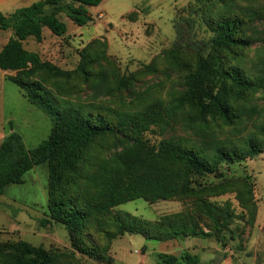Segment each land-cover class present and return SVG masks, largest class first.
<instances>
[{"label":"trees","instance_id":"trees-1","mask_svg":"<svg viewBox=\"0 0 264 264\" xmlns=\"http://www.w3.org/2000/svg\"><path fill=\"white\" fill-rule=\"evenodd\" d=\"M102 1L39 0L9 14L0 12V30L11 33L0 49V70L14 74L8 81L51 122L46 139L32 149H27L14 131L0 143V195L11 184H23L24 175L35 166L46 164L47 212L39 224H61L71 248L47 250L21 240L4 242L0 243V264H82L77 255L113 264L108 256L110 243L124 234L157 242L213 237L225 247L223 232L229 215H223L216 204L201 201L193 212L174 214L155 223L115 208L136 199L154 204L177 197H198L199 180L216 176L221 164L230 166L264 153V108L263 123L240 145L221 144L207 150L194 141L173 136L154 144L143 134L150 126L161 127V109L179 115L188 127H207L212 122L231 127L247 108L257 113L256 105L245 106L256 94H264V62L248 64L246 57L254 40L249 33L264 23V7L248 13L232 0H193L189 14L197 18L208 37L188 41L178 31L172 47L160 58L178 77L177 91L170 94L164 106L156 103L158 108L150 106V113L132 114L115 122L57 99L47 84L65 78L67 73L23 47L30 37L40 42L44 28L55 36H64L67 26L60 20L61 14L78 27L87 25L91 18L86 8ZM145 69L159 73L155 64ZM79 71L88 80L83 65ZM106 140L120 151L103 161L98 149H104ZM243 192L245 207L252 201V192ZM201 219L210 222L207 231L197 224ZM157 258V264H199L198 257L187 252L178 257L158 253Z\"/></svg>","mask_w":264,"mask_h":264},{"label":"rangeland","instance_id":"rangeland-1","mask_svg":"<svg viewBox=\"0 0 264 264\" xmlns=\"http://www.w3.org/2000/svg\"><path fill=\"white\" fill-rule=\"evenodd\" d=\"M37 1L0 0V12L9 14ZM232 2L248 13H257L264 7L263 0ZM192 3L193 0H103L96 7L86 8L91 18L87 25L78 27L61 14L60 20L67 26L64 36H55L44 28L40 42L30 37L23 47L67 73L65 78L47 84L57 99L71 107L82 106L93 114L120 121L132 114L150 113V106L158 108L156 103L164 106L170 94L177 91L178 77L160 58L164 50L172 47L178 31L188 41L199 42L208 37L197 18L189 14ZM249 35L254 40L247 51V63L264 62V23L257 24ZM10 36L9 31L0 30V49ZM150 64L159 69L157 75L145 69ZM80 65L88 71V80L78 72ZM11 75L14 74L0 70V143L14 131L22 137L26 148L32 149L46 139L51 122L8 81ZM121 82L125 86H118ZM254 106L257 113L247 108L241 120L231 127L219 122L207 127H188L179 115L161 109L158 113L163 124L150 126L143 133L144 138L154 144L171 136L185 138L207 150L221 144L240 145L263 123L264 94H256L245 107ZM119 151V147L114 149L113 143L106 140L98 155L104 161ZM47 180V166L41 164L24 175L23 184L5 188L0 195V243L21 240L47 250L71 249L61 224L47 227L39 224L47 212ZM199 181L198 197H177L154 204L136 199L115 211L155 223L174 214L193 212L201 201L216 204L223 215H229L223 232L225 247L213 237L185 238L177 240L179 245L197 256L199 264H227L228 260L229 264H264V153L230 166L223 163L216 176L208 175ZM244 189L252 192V201L245 207ZM197 224L207 231L210 222L201 219ZM161 246L160 242L140 235L124 234L110 243L108 256L113 264H157ZM77 257L82 264H100Z\"/></svg>","mask_w":264,"mask_h":264},{"label":"crops","instance_id":"crops-1","mask_svg":"<svg viewBox=\"0 0 264 264\" xmlns=\"http://www.w3.org/2000/svg\"><path fill=\"white\" fill-rule=\"evenodd\" d=\"M177 240H182V239H174V240H169L165 242H160L162 246L160 248L161 249L160 252L158 253H166V254L176 256V257L180 256L183 252H185V250L179 245L180 243H178L179 241ZM226 256L227 255H225V257ZM229 263H230V260L227 261V264Z\"/></svg>","mask_w":264,"mask_h":264}]
</instances>
